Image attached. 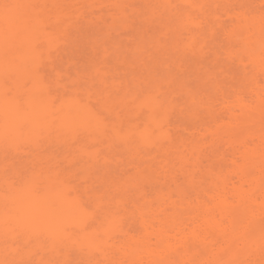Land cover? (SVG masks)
<instances>
[{"label":"bare ground","instance_id":"bare-ground-1","mask_svg":"<svg viewBox=\"0 0 264 264\" xmlns=\"http://www.w3.org/2000/svg\"><path fill=\"white\" fill-rule=\"evenodd\" d=\"M67 1L0 0V264H264V0H147L165 55L243 71L208 97L150 77L53 88L44 63L94 0ZM187 100L211 122L178 140Z\"/></svg>","mask_w":264,"mask_h":264},{"label":"rangeland","instance_id":"rangeland-1","mask_svg":"<svg viewBox=\"0 0 264 264\" xmlns=\"http://www.w3.org/2000/svg\"><path fill=\"white\" fill-rule=\"evenodd\" d=\"M146 2L148 1L107 0L103 13L99 12V7H97L99 5L96 4L95 8L92 2L86 3L87 5L83 3L89 9V11L87 10L90 12L89 15L86 17L75 15V17L73 16L75 20L71 17L73 19L71 22V18L66 21L61 29L62 41L59 46L61 49H58V52H53L52 56L44 63L45 74L49 77L51 86L53 88L61 87L58 81L62 80L63 86H68L70 94L79 87L83 89L82 92L92 91L95 94L103 95L113 89L110 88L112 80L109 83L110 86L101 82L103 76H110L114 80L125 76H129V80L150 77L149 82L150 80L151 82L161 81L164 84L170 82L173 83L174 88L184 86L189 93H198L201 97H208L215 96L220 86L233 90V87L240 86L244 82V74L241 69L231 67L227 70L229 64L226 63L227 60H224L225 57L222 59L224 61L218 62L214 53L209 54L208 58L206 57L207 59L202 61L199 56H187L180 48L175 50L171 47L169 56L165 55L157 47L156 40L164 31L167 23L154 21L150 9L152 3L148 5ZM71 3L76 5L75 0L67 1V4ZM123 8L127 11L124 13L127 15H125L126 17L123 16ZM223 40L224 38L221 36L218 44H225ZM213 44L215 45V43ZM164 62L172 65L171 72L163 71V68L165 70ZM160 69L162 72L159 76L154 74ZM108 87L110 89H107ZM96 105L98 110L106 116V107H111L113 103L101 102ZM183 108L185 110L172 119L176 126H181L180 132L176 135L178 140L187 136L184 130H192L197 134L199 131H204L211 122L210 113L212 111H207L198 102L187 100L183 104ZM262 121H264V117ZM58 148L55 147L53 150L59 158L67 155L66 150ZM117 152L124 154L125 150L117 148ZM23 166L19 165L18 167ZM72 171L80 177L86 172L83 165L80 164ZM100 176L106 179L109 185L112 180H116V176L107 169H101ZM152 179L153 175L148 180ZM114 190L115 188L111 186L107 188V192L111 196L114 195ZM103 192L106 190L104 189Z\"/></svg>","mask_w":264,"mask_h":264},{"label":"snow or ice","instance_id":"snow-or-ice-1","mask_svg":"<svg viewBox=\"0 0 264 264\" xmlns=\"http://www.w3.org/2000/svg\"><path fill=\"white\" fill-rule=\"evenodd\" d=\"M5 7H8L7 5H5Z\"/></svg>","mask_w":264,"mask_h":264}]
</instances>
